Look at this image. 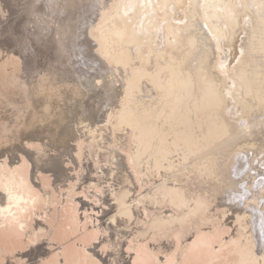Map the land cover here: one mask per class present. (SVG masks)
<instances>
[{
    "label": "bare ground",
    "instance_id": "6f19581e",
    "mask_svg": "<svg viewBox=\"0 0 264 264\" xmlns=\"http://www.w3.org/2000/svg\"><path fill=\"white\" fill-rule=\"evenodd\" d=\"M1 31L3 264H264V0H0Z\"/></svg>",
    "mask_w": 264,
    "mask_h": 264
},
{
    "label": "rangeland",
    "instance_id": "374dc122",
    "mask_svg": "<svg viewBox=\"0 0 264 264\" xmlns=\"http://www.w3.org/2000/svg\"><path fill=\"white\" fill-rule=\"evenodd\" d=\"M6 15V14H5ZM14 15H15V13H14ZM173 16L175 17V18H178V19H180V18H183L184 17V11L181 9V7H180V5L179 6H177V8L175 7L174 8V12H173ZM10 17V16H9ZM23 17H20V18H16L15 19V21H17L18 22V27L21 29V27L23 26V22H21L20 20L22 19ZM8 21H9V18H8ZM12 23V21H10L9 22V25ZM244 32H243V29H241V28H238L237 27V29L235 30V32H234V35L231 37V38H228V39H226L225 40V46H226V48L228 49V53H227V55H228V64L231 62V65H235L237 62H238V60H239V58H240V56H241V53H240V44H241V42H242V37L244 36V34H243ZM4 38H5V32L4 31H1L0 32V49H6V46H8V45H6V42H5V40H4ZM14 40H16V35H14ZM24 54H26V53H23V55ZM24 71H26V70H24ZM29 72V71H28ZM28 72L26 73V74H28ZM27 78V77H26ZM1 79V78H0ZM11 106V109L12 108H14V106H12V105H10ZM9 106V107H10ZM16 111V110H15ZM14 112V111H13ZM17 112V111H16ZM12 114H15V113H11V115ZM18 116H20V115H17V117H15V119L16 120H19V117ZM12 119H14L13 117H12ZM2 133V132H1ZM1 135V134H0ZM3 137H1L0 136V140L2 139ZM26 140H28L27 138H25V137H23L22 139H21V141L19 142V146H18V144H17V148H18V150H20V149H23L22 147L23 146H25V144H27L26 145V147L28 148L29 146L30 147H32V144L31 145H28L29 143L26 141ZM2 141H5L4 140V138L0 141V143L2 142ZM26 141V142H25ZM24 143V144H23ZM6 142H3V143H1V146H0V154H4V153H6V151H8L9 150V147H7L6 145ZM8 145V144H7ZM22 146V147H21ZM2 147V148H1ZM40 147H42L41 145H40ZM20 148V149H19ZM4 149V150H3ZM21 151V150H20ZM19 154H20V152H18ZM263 156H264V152L259 156L260 158L262 157L263 158ZM64 188V187H63ZM252 189H253V187H252ZM63 190H65L64 192H67V191H69V190H67V189H62L61 190V192L63 191ZM53 191H54V195H55V193H56V190H54V188H53ZM64 192H62V193H64ZM56 199H58V200H56L58 203L59 202H61V197L60 196H57L56 197ZM55 201V203L54 204H56L55 205V209H56V206L59 208V206H60V203L58 204L57 202ZM67 205H69L70 206V201H68V203H67ZM261 206H262V204H261ZM260 206V207H261ZM57 208V209H58ZM40 210V209H39ZM39 210L37 209V208H34V212L35 211H38L39 212ZM32 216H35V217H33L32 218ZM30 218H29V220H28V223H29V227L30 228H36V222H37V216L34 214V215H32ZM32 219H34V220H32ZM68 226L70 225V224H67ZM32 228V229H33ZM40 237H41V239H40ZM39 237V243H41L42 242V236H40ZM177 238V236H175L172 240H173V242H176L175 241V239ZM24 244H26V243H24ZM24 244H22L21 243V246H23V247H25V245ZM27 245V244H26ZM232 257V256H231ZM234 257V256H233ZM218 260V261H217ZM216 261H212L211 262V264H221V262L220 261H223L224 259L222 258L221 259V256L217 259ZM0 264H3V261L2 260H0Z\"/></svg>",
    "mask_w": 264,
    "mask_h": 264
}]
</instances>
